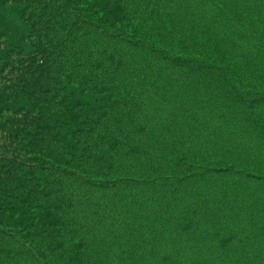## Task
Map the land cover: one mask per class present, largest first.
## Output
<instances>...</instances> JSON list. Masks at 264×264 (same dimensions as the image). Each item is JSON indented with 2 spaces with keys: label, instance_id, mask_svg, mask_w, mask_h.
I'll return each mask as SVG.
<instances>
[{
  "label": "trees",
  "instance_id": "obj_1",
  "mask_svg": "<svg viewBox=\"0 0 264 264\" xmlns=\"http://www.w3.org/2000/svg\"><path fill=\"white\" fill-rule=\"evenodd\" d=\"M0 264H264V0H0Z\"/></svg>",
  "mask_w": 264,
  "mask_h": 264
}]
</instances>
